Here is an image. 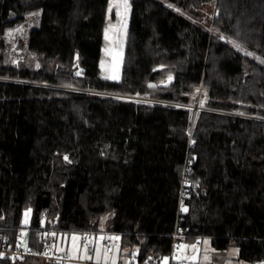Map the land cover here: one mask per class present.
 Here are the masks:
<instances>
[{
  "label": "trees",
  "instance_id": "trees-1",
  "mask_svg": "<svg viewBox=\"0 0 264 264\" xmlns=\"http://www.w3.org/2000/svg\"><path fill=\"white\" fill-rule=\"evenodd\" d=\"M212 1L131 0L114 82L100 76L109 0H0V52L6 29L40 11L28 48L41 69L0 63V229L11 242L25 210L35 237L49 208L59 235L98 236L105 217L121 251L165 255L190 160L187 242L207 238L216 250L235 246L239 259L264 262V65L221 39L264 58V0H216L218 34L188 16ZM166 74L172 82L159 84ZM201 83L209 101L193 136L188 107L100 93L185 103Z\"/></svg>",
  "mask_w": 264,
  "mask_h": 264
},
{
  "label": "rangeland",
  "instance_id": "rangeland-1",
  "mask_svg": "<svg viewBox=\"0 0 264 264\" xmlns=\"http://www.w3.org/2000/svg\"><path fill=\"white\" fill-rule=\"evenodd\" d=\"M214 1V3H212ZM211 3L204 4L201 9L200 13L201 16L195 17L194 15H188L192 20L198 21L200 23H205L208 29L212 34L216 33V30L214 28V18L216 13V0H213ZM216 1V2H215ZM166 3L171 7H174L172 4ZM176 8V7H174ZM177 9V8H176ZM34 13H39V15H34ZM130 15H131V0H127V7H125V0H109L108 10H107V24L105 28V45L103 47V54L100 61V68H101V78L104 80H110L114 82H119L122 78V71L124 68V61H125V49L127 46V39H128V30H129V21H130ZM14 17V15H11ZM40 22V11H36L33 13H30L26 16L25 21H23L20 24H17L12 27H8L6 29V32L4 34L5 38V49L0 52V55L2 56V60L0 63H2L3 66L10 67L16 70H32V71H38L41 69V61L39 57L31 52L28 48V39H29V33L32 28L37 27ZM210 24V26H209ZM218 34V33H216ZM224 41H227L229 43H232V39H226L222 35ZM236 43V42H235ZM233 44V43H232ZM239 44L241 49L239 50L243 54L245 52L252 53V55H248L257 62L261 63V60H264L263 57L256 54L246 46ZM237 49V48H236ZM238 50V49H237ZM246 55V54H245ZM115 57H118L120 59V68L118 66V69H113V62ZM116 76V79H109L106 77ZM169 76L172 77L171 80H169ZM173 80L172 74H166L164 78H162L159 82V84L168 86ZM158 85V84H157ZM152 88L155 91L156 84L151 85ZM199 89V91H197ZM88 91V90H85ZM101 94H107L110 96H113L115 98L125 99V100H134L136 102H143V103H149V104H155L153 100L159 99L157 97L150 96L149 94L144 95H129V94H118V93H111V92H100ZM190 100L188 102H185V106H187L191 110L192 115V127L190 129V135L193 136V130L199 115L200 110L206 109L207 103L209 101V92L208 89L204 86L203 83L196 86L190 93L189 96ZM171 101V100H169ZM201 101H204L203 107H201ZM177 103H184L181 101H172ZM168 105V104H166ZM241 113L243 116L250 117L251 115L245 113V112H238ZM260 118V117H257ZM261 119V118H260ZM49 209V208H48ZM49 214H51L49 209ZM31 221V209H27L24 212V219H23V227L30 226ZM27 226V227H28ZM101 233L98 235V241L100 239H109L111 240L112 244L116 248V253L113 255L112 259H105V263H115L119 260L125 261L126 253L128 252V249L125 248L121 252L120 246H119V239H112L113 237H119L117 234H110L106 231L105 227V217L101 220ZM22 228V227H20ZM19 228V229H20ZM63 235H59V244ZM81 238L80 233H75L71 235H65V237H71L72 243L70 248L79 247V239L73 240V237ZM203 252L202 255H215V253L221 252L218 250H215V248L212 246L211 242L208 239H203ZM207 242V243H205ZM187 243L184 244L186 246ZM60 248H62L60 246ZM184 248H182L183 250ZM239 251L238 248L235 246H232L228 249L227 255H238Z\"/></svg>",
  "mask_w": 264,
  "mask_h": 264
},
{
  "label": "built area",
  "instance_id": "built-area-1",
  "mask_svg": "<svg viewBox=\"0 0 264 264\" xmlns=\"http://www.w3.org/2000/svg\"><path fill=\"white\" fill-rule=\"evenodd\" d=\"M155 103L175 105L177 107H187L185 103H177L164 99H155ZM192 161L188 160L185 165L182 184L179 189L177 218L175 229L172 235V245L169 253L165 255H150L146 259L140 258L139 249L128 250L125 261H117L112 264H179V259L184 255L181 245L187 243V229L185 222L188 213V199L192 187L189 182V172L191 171ZM187 209L183 211L182 209ZM42 225L35 237L30 234V226L20 228L16 233L15 242H11L9 237L0 229V259L10 261H25L36 259L51 264H67L73 258L69 253L62 250L59 244V234L57 231L58 219L51 217L48 208H43L39 213ZM81 247L86 252H91L99 243L98 236L90 232L81 233ZM106 254L113 251V244L108 239L100 241ZM195 249L200 248V242H196ZM186 255V254H185ZM84 264H109L104 261L93 259L84 260Z\"/></svg>",
  "mask_w": 264,
  "mask_h": 264
},
{
  "label": "crops",
  "instance_id": "crops-1",
  "mask_svg": "<svg viewBox=\"0 0 264 264\" xmlns=\"http://www.w3.org/2000/svg\"><path fill=\"white\" fill-rule=\"evenodd\" d=\"M102 240L103 239H100V241ZM100 241L91 252H86L81 247L80 239H79V247L70 248L71 243L73 241L71 237L70 238L65 237L64 235V237L60 241V246L62 247V250L69 253L70 256L73 258V260L71 262H68L67 264H84V260H87V259H93V260L104 261V262H105V259H112L113 255H115V253L117 252L116 248L113 245L114 249L112 253L106 254L103 247L100 244ZM199 242L201 246L198 250H196L193 247L195 243L187 242V245L183 249V253H185L186 255L185 254L182 255V257L178 260L179 264H264V262L250 263V262L241 260L239 259V253L238 255H227L226 253L228 249L218 250L221 252L215 253V255H202L203 241L199 240ZM119 245H120V239H119ZM119 252H121V249ZM193 257L195 258L193 259Z\"/></svg>",
  "mask_w": 264,
  "mask_h": 264
},
{
  "label": "snow or ice",
  "instance_id": "snow-or-ice-1",
  "mask_svg": "<svg viewBox=\"0 0 264 264\" xmlns=\"http://www.w3.org/2000/svg\"><path fill=\"white\" fill-rule=\"evenodd\" d=\"M125 7H127V0H125ZM170 7H171V5H170ZM34 15H39V13H34ZM221 39H223V37H221ZM233 43V46L234 47H236L238 50H243V49H241V47H240V45L239 44H236L234 41L232 42ZM245 54L246 55H252V53H247V52H245ZM261 63H264V60H261ZM80 73H77V75H79ZM106 78H109V79H116L117 77L116 76H111V77H106ZM169 80H171L172 79V77L171 76H169V78H168ZM150 87H151V85H150ZM197 91H199V89H197ZM203 104H204V101H201V107H203ZM65 159H67V157H65ZM183 211H187V209L185 208V209H182ZM77 239H79L78 237H73V240L75 241V240H77ZM112 239H116V240H118L119 239V237H113ZM205 243H207V242H205ZM185 246L184 245H181L180 246V248H184ZM193 247H195V246H193ZM195 257H193V259H194Z\"/></svg>",
  "mask_w": 264,
  "mask_h": 264
},
{
  "label": "water",
  "instance_id": "water-1",
  "mask_svg": "<svg viewBox=\"0 0 264 264\" xmlns=\"http://www.w3.org/2000/svg\"><path fill=\"white\" fill-rule=\"evenodd\" d=\"M212 3H214V1ZM2 223H4V221H2Z\"/></svg>",
  "mask_w": 264,
  "mask_h": 264
}]
</instances>
